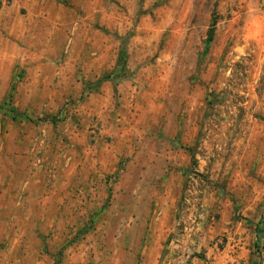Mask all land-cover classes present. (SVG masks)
I'll list each match as a JSON object with an SVG mask.
<instances>
[{
	"label": "rangeland",
	"instance_id": "1",
	"mask_svg": "<svg viewBox=\"0 0 264 264\" xmlns=\"http://www.w3.org/2000/svg\"><path fill=\"white\" fill-rule=\"evenodd\" d=\"M7 104L0 264H264V0H0Z\"/></svg>",
	"mask_w": 264,
	"mask_h": 264
},
{
	"label": "trees",
	"instance_id": "2",
	"mask_svg": "<svg viewBox=\"0 0 264 264\" xmlns=\"http://www.w3.org/2000/svg\"><path fill=\"white\" fill-rule=\"evenodd\" d=\"M0 110H4V112L8 115L11 116V118L13 120H17V119H21V120H27V121H31V119H29L28 117H26L25 115L19 114L17 113L11 106V104H7V107L4 108L3 106L0 107ZM50 121L53 123L56 121V119L54 118H50ZM261 249L264 250V247H261Z\"/></svg>",
	"mask_w": 264,
	"mask_h": 264
}]
</instances>
